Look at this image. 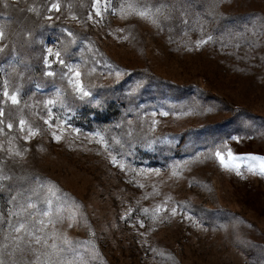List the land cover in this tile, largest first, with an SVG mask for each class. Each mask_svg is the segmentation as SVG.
I'll use <instances>...</instances> for the list:
<instances>
[{
  "label": "rangeland",
  "instance_id": "rangeland-1",
  "mask_svg": "<svg viewBox=\"0 0 264 264\" xmlns=\"http://www.w3.org/2000/svg\"><path fill=\"white\" fill-rule=\"evenodd\" d=\"M94 3L0 0V264H264V0Z\"/></svg>",
  "mask_w": 264,
  "mask_h": 264
},
{
  "label": "snow or ice",
  "instance_id": "snow-or-ice-1",
  "mask_svg": "<svg viewBox=\"0 0 264 264\" xmlns=\"http://www.w3.org/2000/svg\"><path fill=\"white\" fill-rule=\"evenodd\" d=\"M99 3H100V0H95V3L93 4V7L96 8V15H100V10H99V8L96 7L97 4H99ZM58 8H59V4H57V3H52V4H51V9L58 10ZM139 14H140L141 16H143V15H145V12H144V11H141ZM2 36H3V33L0 32V37H2ZM209 39H211V38L209 37ZM49 51L51 52V49H49ZM56 55L59 56L58 53H57ZM61 63H63V61H61ZM75 75H76V76H79L80 73L77 71V72H75ZM76 83L79 84V81H76ZM81 90H82V89H81ZM5 95H8V94L5 93ZM85 95H87V93H85ZM11 99H12V102H13V103H16V102H17V101H16L15 94L12 95ZM49 120H51V116L49 117ZM47 122H48V121H46V123H47ZM20 123H21V125H23V124H24V121L21 120ZM9 127H11V124H9ZM53 137H54L55 139H60V137H59L58 135H56L55 132H53ZM216 155H217V157H220V158H221V162L223 163V160H224L223 153L220 152V151H217V152H216ZM228 155H229V157L231 158L232 153H231L230 150H229ZM262 171H264V168H262ZM29 207H31V205H29ZM156 211H157V212L160 211V206H157ZM175 212H176V209L173 208V209H172V213L175 214ZM48 214H49V213H48L47 211H45V212L42 213L43 216H48ZM10 215H11V213H10ZM13 230H14L16 233H20L21 230H25V231H27V226H26L25 224L21 223V224H19L18 226H15ZM29 234L31 235V233H29ZM14 239H19V237H18V236H17V237H14ZM39 242H40V239H39V237H37V238L35 239V243H39ZM55 247H56V246L53 245V248H55Z\"/></svg>",
  "mask_w": 264,
  "mask_h": 264
}]
</instances>
